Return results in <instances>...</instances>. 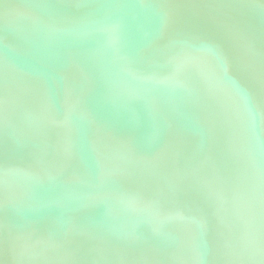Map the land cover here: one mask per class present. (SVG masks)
Returning a JSON list of instances; mask_svg holds the SVG:
<instances>
[{
    "label": "water",
    "instance_id": "95a60500",
    "mask_svg": "<svg viewBox=\"0 0 264 264\" xmlns=\"http://www.w3.org/2000/svg\"><path fill=\"white\" fill-rule=\"evenodd\" d=\"M0 264H264V0H0Z\"/></svg>",
    "mask_w": 264,
    "mask_h": 264
}]
</instances>
